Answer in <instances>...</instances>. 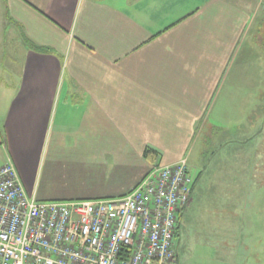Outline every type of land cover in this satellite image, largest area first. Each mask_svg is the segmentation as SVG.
<instances>
[{"label":"crops","instance_id":"0c3cea01","mask_svg":"<svg viewBox=\"0 0 264 264\" xmlns=\"http://www.w3.org/2000/svg\"><path fill=\"white\" fill-rule=\"evenodd\" d=\"M260 4L0 0V167L38 201H75L122 197L152 166L186 159L209 107L264 66ZM194 214L176 237L190 224L214 236L217 258L264 264V213Z\"/></svg>","mask_w":264,"mask_h":264},{"label":"built area","instance_id":"2783aa9c","mask_svg":"<svg viewBox=\"0 0 264 264\" xmlns=\"http://www.w3.org/2000/svg\"><path fill=\"white\" fill-rule=\"evenodd\" d=\"M194 179L186 159L152 166L116 199L38 201L0 167V264H179L174 240Z\"/></svg>","mask_w":264,"mask_h":264},{"label":"rangeland","instance_id":"374dc122","mask_svg":"<svg viewBox=\"0 0 264 264\" xmlns=\"http://www.w3.org/2000/svg\"><path fill=\"white\" fill-rule=\"evenodd\" d=\"M260 2L256 11L260 21L253 24L251 34L260 33L264 49V0ZM259 61L249 66L245 82L234 80L227 93L231 103L210 106L211 116L203 118L193 138L185 139L183 156L195 185L183 213H195V219L202 213H264V66ZM234 76H239L237 71ZM191 226L182 223L174 240L178 263L229 264L227 258L216 257L225 250L213 249L214 236L205 233L197 238Z\"/></svg>","mask_w":264,"mask_h":264},{"label":"trees","instance_id":"16d2710c","mask_svg":"<svg viewBox=\"0 0 264 264\" xmlns=\"http://www.w3.org/2000/svg\"><path fill=\"white\" fill-rule=\"evenodd\" d=\"M29 47H31L32 49H36V50H40V51H44L43 49H41V48H38V47H35V46H33L31 43H29ZM144 156L145 157H147V158H149L150 156H153L154 158L157 156V153L154 151V150H152V149H150V148H147V149H145V151H144ZM195 183L193 182V185H194ZM183 213V212H182ZM177 232V231H176Z\"/></svg>","mask_w":264,"mask_h":264}]
</instances>
